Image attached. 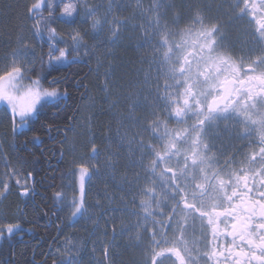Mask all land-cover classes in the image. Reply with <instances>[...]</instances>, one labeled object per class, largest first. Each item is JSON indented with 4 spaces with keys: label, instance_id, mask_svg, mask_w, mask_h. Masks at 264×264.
Returning <instances> with one entry per match:
<instances>
[{
    "label": "flooded vegetation",
    "instance_id": "obj_1",
    "mask_svg": "<svg viewBox=\"0 0 264 264\" xmlns=\"http://www.w3.org/2000/svg\"><path fill=\"white\" fill-rule=\"evenodd\" d=\"M181 4L191 36L182 49L173 43L168 51L164 69L170 85L164 98L155 99L169 115L167 140L159 147L155 138L149 147L156 152V182L145 186L138 168L122 186L127 201L105 206L97 218L96 204L89 212L95 227L104 218L106 226L119 225L123 252L129 254L133 249L125 234L142 230L143 191L155 190L158 204L163 198L170 201L165 206L170 225L169 246L154 245V259L164 255L170 264H264V0ZM97 168L93 163L90 169ZM88 175L93 189L94 173ZM164 185L172 197H164ZM79 197L77 185V202ZM134 248L136 264H144L143 244ZM111 251L108 246L106 258Z\"/></svg>",
    "mask_w": 264,
    "mask_h": 264
},
{
    "label": "trees",
    "instance_id": "obj_2",
    "mask_svg": "<svg viewBox=\"0 0 264 264\" xmlns=\"http://www.w3.org/2000/svg\"><path fill=\"white\" fill-rule=\"evenodd\" d=\"M53 1L57 2V0H43L41 7L34 9L33 5L40 3L41 0H0V65L10 63L13 52L27 50L20 44L23 37V43L28 49H35L36 55L28 58L32 60V64L28 66L32 72L41 77L42 85L48 87L53 77H56L59 81L57 85L59 91L61 93L66 91V98L59 108L47 110L39 119L34 118L26 128L17 132H13V118L6 110V106L0 103V169L2 165L4 169L6 166V170L10 173L13 170L18 176L27 179L30 190L27 200H22L18 197V190L15 189L0 207L2 225L18 223L21 226L12 237H6L1 241L0 264H56L57 262L62 264L63 261L72 258L62 249L61 245L65 239L73 240L78 244L76 261L79 264H124V260L127 264H136L134 246L139 243L143 244L142 259L145 264L146 257H150L154 250L152 245L154 227L156 223L161 224L167 218L165 213L167 208L163 200L159 202V211L156 207L158 198L144 207L142 230L139 233L125 234L126 242L131 243L133 249L129 254L123 252L124 234L118 231L119 225H113L112 228L108 226L109 224L106 226L104 218L100 221L101 226L95 227L89 210L92 204H96L97 210L94 214L97 218L102 214L105 206L127 201L128 199L122 197L125 192L122 186L126 184V177L130 179L131 172L136 173L138 168L142 169L145 186L151 187L152 182H156L155 170H153L156 152L149 147L155 142L153 137L155 130L158 133L156 138L160 140L159 147L166 139L169 115L163 108L164 103L161 100L157 103L153 96L143 103L136 102V99L132 100L130 93L132 86L129 85L131 80L136 78L133 76L134 72H138V77L143 74L145 67L141 64L146 58L149 63L153 52L161 51L164 44L167 46L172 42L175 43L176 48L178 47L176 44L179 37H175V32L179 31L181 26L185 27L188 24L186 9L182 8L184 6L181 0H155L154 4L157 7L152 10L154 14L150 20L151 26L146 30V38L143 37L147 42L139 48V51L131 48L125 50L123 46L116 50L114 56L117 58L122 53L128 62V68L121 65L119 70L125 74L119 80L123 83L126 80L128 87L124 100L126 114L129 116L131 114L129 110L132 109L134 117L142 123L141 130L128 132V125H132L131 122L127 119L122 128L121 123H118L108 110L105 86L103 87L105 81L95 59L102 54L101 44L95 43V38H91L89 26L83 23L81 5L76 2L74 6L80 15L74 13L71 19L61 15L63 8L59 7V3L54 4L52 11L57 23L51 27L57 28L60 37H66L68 31L80 32L83 40H88L89 53L84 58H80L74 52L70 59H75L76 62L70 66H61L62 71H53L48 66L47 33L41 38L35 34L33 25L41 16L47 17L48 5ZM62 4L66 5V3ZM92 4L100 5V2L93 0ZM35 14H37L36 18ZM68 25H72V28H68ZM150 30L151 35H149ZM68 43L72 44L73 41L68 40ZM56 54L58 55V52ZM142 58L144 60L140 62ZM116 63L117 60L115 65ZM49 72L51 75H48ZM32 79H36V76L33 75ZM153 89L155 90V86ZM89 100H92L94 109L87 127L83 129L80 121L82 109ZM120 102L122 103V100ZM146 116H150L149 122L145 119ZM138 117L144 118L141 120ZM136 119L130 120L136 121ZM16 123L18 124V120ZM135 127L133 124L131 129ZM81 128L85 131L83 132L85 138L89 134V142H81L87 150L85 153L89 154L90 150H93L99 154L102 152L104 155L109 154L108 158L113 163L103 168V171L98 170L93 189L89 182L86 185L84 215L86 213L87 215L79 219H71V205L77 196L78 167L71 166L66 145L75 134V137H82V134H78ZM127 136L130 138L129 143L124 139ZM37 137L40 142H37ZM123 140L129 149H124ZM89 160L90 163L93 162L92 159ZM94 164L96 166L95 161ZM160 187L166 195L168 193L165 190L166 185ZM12 241L20 244L12 245ZM108 246H111L112 251L106 258Z\"/></svg>",
    "mask_w": 264,
    "mask_h": 264
},
{
    "label": "rangeland",
    "instance_id": "obj_3",
    "mask_svg": "<svg viewBox=\"0 0 264 264\" xmlns=\"http://www.w3.org/2000/svg\"><path fill=\"white\" fill-rule=\"evenodd\" d=\"M97 1L100 2V5L92 4L93 0H63V1L57 0V2L53 1V3L55 5L59 3V7L61 6L63 8L65 4L63 5L62 3H66V5L74 6V2H76L77 4L81 5L80 7L82 8V14L86 10L85 6L87 7V9H97V14L95 19L101 21V24L103 25L102 31L97 32L95 29H93L92 17L84 16L83 23L84 25L89 26L91 38H95L94 42L99 43V45L101 44L100 53L102 54L101 56L94 58L97 60L96 62L97 68L100 74L102 75V79L105 81V83H103V87L105 86L104 88L106 93L105 99H107L108 102V110L118 120V123H121L122 128L126 124L128 119L132 125L130 124L128 125L127 131L135 132V129L141 130L142 128L135 127L131 129L133 124L136 126V124L142 125V123L134 117V113H132L134 111L132 109L129 110V112L131 113L129 116L126 114V108H125L126 106L124 104V100L125 97L127 96L126 92L128 91L127 90L128 87L126 85V80L124 83L119 80L121 76L125 75L119 71L120 66L122 65V67L128 68V64H127L128 62L126 61L125 56H123L122 53L118 55L117 58L114 55L116 54V50L120 46H123V49L125 50L131 48L133 50L139 51V48L143 46L145 42H147V39H143V37L146 38V30L149 26H151L150 20L152 19L154 14L152 13V10L154 11L157 7L156 4H154L156 1L155 0H97ZM37 14H35L34 17ZM68 18L71 19V17ZM187 28L188 25H186L185 27L181 26L179 28V31L175 32V37L177 36L179 37V40L177 41L178 44H176L178 45V50L182 49L185 42L191 36V31L190 29ZM151 32L152 31L150 30L149 35H151ZM87 42L88 40L84 41L82 38V45L79 48L78 52H76L77 57L84 58L85 56H87V54L89 53L87 48L88 47ZM172 46H173V42L171 45L168 44L167 46L166 44H164L162 46L161 51L153 52L152 59H149V63L147 61V58L145 60L144 58L140 60V62H143L144 60V62L141 65H144L145 68L143 74L140 77H138V72L133 73V76L136 78H134L133 81L131 80V84L129 85L132 86L130 88V93L132 94L131 96L132 100L136 99L135 101L137 102L139 99L140 103H143L146 100H149L152 97L153 93H154V98L156 100H158L159 98L161 99L163 97V93L165 92L166 88L170 85V81L167 79V74L165 72L164 67L166 62L168 61V57H169L168 51L172 48ZM94 54L97 55L96 52H94ZM115 60H117L116 65H115ZM173 69H174V73L176 75H179L180 69H178V66H174ZM154 86H155V90L153 89ZM121 100L122 103L120 102ZM93 109H94V104L92 100L87 101L82 109V116H81L82 118L80 120L83 129L87 127ZM8 112L12 116L11 112L10 111ZM134 118L136 119L137 122L134 120H130ZM149 118L150 116L145 117L147 122H149L148 121ZM83 129L81 128L78 132V134L80 135L82 134L81 138L75 137L76 136L75 134L73 137H71L68 140L66 145V151L69 157L68 160L70 164L72 162L71 166H73V168L78 167L77 172L76 171L75 172L77 173L76 184L79 186V188H80L81 166L86 167L88 169L87 173H89V171L90 173H94V175L92 176V180L95 181V175L98 173V170L103 171V168H106L110 166V163H113L111 159L108 158L109 154L104 155L103 152L99 154L93 150H90L89 154L85 153L87 150L86 148L83 147V143L81 142H86V141L89 142V138H88L89 134L87 135V138H85L83 135V132L85 131ZM156 136L157 133L155 130L153 133V137L156 138ZM128 137L129 136L124 138L128 140L127 143L130 142V138ZM123 145L125 146L124 140H123ZM125 148L126 147H124V149ZM162 154L163 152L160 153L161 156ZM95 158L97 161L95 160ZM89 159H92L93 161L92 163H94L95 161L98 167L96 172H94L93 169H90L92 163H90ZM1 169H0V192H3V196H0V207L3 205V201H5L7 197L10 195V192H13L15 189L18 190L17 194L20 199L27 200L28 197L21 196V192L24 190V188H29L28 180L18 176L17 173H15V171L13 170L10 173L9 170H6V166L4 169V166L2 165ZM87 173L84 176V191L88 182L91 181V179H88L89 175ZM162 179L165 178L159 179L160 180L159 182H163ZM17 180L20 181L19 184L17 183ZM5 183L8 185L7 191L3 189V184ZM165 190L168 192L167 186ZM143 193H144V198H143L144 207L149 206V204L153 200L155 201L157 200L155 190L148 189V190H144ZM164 197L170 198L172 196H170L168 192L166 195H164ZM164 203L165 206L170 205V201H164ZM156 207L158 208L159 211L160 204H158ZM85 215H87V213ZM85 215H81L78 213L75 217H73L72 214L70 215V217L71 219H75V218L79 219ZM168 220H169V216L166 218L164 223L161 224L156 223L154 227L155 232H153L152 234L153 236L152 245L154 249H155L154 245H157V243L162 246L165 245V248L166 246L167 247L169 246L166 241V236H167L166 231L168 230L166 227L170 225L169 223L167 224ZM0 226H3L2 222H0ZM0 230L3 231V237H0V243H1L3 239H6V237H8V233L6 231V228H0ZM61 246L63 250H65L66 248L73 249L74 247V253L71 254V257L72 255H74V259L75 260L77 259L79 249H78V244L75 241L70 239H65ZM170 252L171 251L169 250L163 251V253H166L167 255ZM166 257L167 256L163 255V260L160 261L154 259L152 256L146 257L145 264H152L153 262L156 263L158 262L157 264H170V262L167 260ZM56 264H59V262H57Z\"/></svg>",
    "mask_w": 264,
    "mask_h": 264
},
{
    "label": "snow or ice",
    "instance_id": "obj_4",
    "mask_svg": "<svg viewBox=\"0 0 264 264\" xmlns=\"http://www.w3.org/2000/svg\"><path fill=\"white\" fill-rule=\"evenodd\" d=\"M43 4V0L40 3L34 4V9H39ZM54 3H49L47 17L41 16L35 20L33 28L35 34L43 38L44 34L47 33V44L48 47V66L53 71H62L61 66H70L75 63V59H70L74 52H78L82 45V36L80 32L72 30L67 32L66 37H60L57 34V28L51 27L56 24L57 20L53 16ZM83 12L85 17H92V27L97 32L102 31L103 25L100 20L95 19L97 9H87ZM31 11V9L29 10ZM74 13H77V9L73 5H65L61 12V15L72 17ZM80 15V13H77ZM75 23V21L73 22ZM68 28H72V25H68ZM24 38L20 40V44L23 46L25 51L17 50L11 54L12 59L10 63L0 65V103L6 106V109L11 112L14 122L13 132L23 130L29 125L30 121L34 118L39 117L51 108H59V105L66 98V91L61 93L57 87L59 81L56 77H53L48 87H44L41 82V77L35 72H32L28 65L32 64V60L29 57H35V49H28V46L23 43ZM68 40L73 41L72 44L68 43ZM63 44L64 46H61ZM58 52V55L56 54ZM41 63H43V57H41ZM35 75L36 79H32ZM51 75V72L48 73ZM47 77L45 76L44 79ZM27 81V83H26ZM7 113H5L6 115ZM18 118V124L16 120ZM37 142L39 138L37 137ZM88 172L86 167H80V200L77 202L73 200L71 205L72 216L75 217L78 213L84 215L85 213V201H84V176ZM31 176V173H29ZM19 184L20 181L17 180ZM3 189L7 191L8 185L3 184ZM29 188H24L21 192V196L29 197ZM57 195H59L57 193ZM0 196H3V192H0ZM64 203V201H61ZM20 224H7L0 226V228H6L9 237L12 236L14 230L20 229ZM0 237H3V231L0 230ZM70 255L74 253L73 249H65ZM62 264H79L78 261L72 258L63 261Z\"/></svg>",
    "mask_w": 264,
    "mask_h": 264
}]
</instances>
